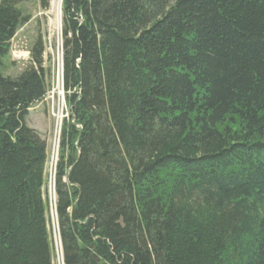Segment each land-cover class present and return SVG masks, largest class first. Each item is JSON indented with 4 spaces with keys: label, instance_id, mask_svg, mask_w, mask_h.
<instances>
[{
    "label": "trees",
    "instance_id": "1",
    "mask_svg": "<svg viewBox=\"0 0 264 264\" xmlns=\"http://www.w3.org/2000/svg\"><path fill=\"white\" fill-rule=\"evenodd\" d=\"M32 1L0 0V264H53L42 39L2 73ZM62 69L63 264H264V0H63Z\"/></svg>",
    "mask_w": 264,
    "mask_h": 264
},
{
    "label": "rangeland",
    "instance_id": "2",
    "mask_svg": "<svg viewBox=\"0 0 264 264\" xmlns=\"http://www.w3.org/2000/svg\"><path fill=\"white\" fill-rule=\"evenodd\" d=\"M57 4L58 0H52L50 9L47 11L40 8L38 0H33L25 6L26 13L31 17V20L18 31L13 39L11 54L5 62L8 73H5L4 70L2 73L4 76H16L23 71L30 64L31 52L35 42L40 38L42 39L45 45L44 68L48 70L47 83L50 90L48 89L49 92L44 103L38 104L32 109L28 126L36 129L48 145L49 160L45 196L50 202L48 219L52 237L53 264H63L55 212L54 176L57 148L59 147L60 122L58 117L69 118L65 115V108H62L61 88L56 89L55 81L52 84L53 79L57 78L59 81L58 72L62 67V3L60 9ZM50 83L53 87L55 85L53 89H51Z\"/></svg>",
    "mask_w": 264,
    "mask_h": 264
},
{
    "label": "built area",
    "instance_id": "3",
    "mask_svg": "<svg viewBox=\"0 0 264 264\" xmlns=\"http://www.w3.org/2000/svg\"><path fill=\"white\" fill-rule=\"evenodd\" d=\"M58 77H59V81L57 80V78L55 80L53 79V81H55L54 84L56 85V89L61 88V92H62V99H61L62 108H65V111H66V114L65 115H67L66 117L69 118L68 109H67L66 101H65V92H64V87H63V69H62V67L60 68V70L58 72ZM53 81H52V84H53ZM55 85H54V87H55ZM54 87L52 86V89ZM63 117L62 116L61 117H58V120L60 122L58 137H59L60 130H61V127H62V123L65 120V118L63 119ZM57 160H58V148H57V159H56V162L55 163H57Z\"/></svg>",
    "mask_w": 264,
    "mask_h": 264
},
{
    "label": "bare ground",
    "instance_id": "4",
    "mask_svg": "<svg viewBox=\"0 0 264 264\" xmlns=\"http://www.w3.org/2000/svg\"><path fill=\"white\" fill-rule=\"evenodd\" d=\"M57 2V1H56ZM55 2V3H56ZM61 3H62V0H58V4H57V7L60 9V6H61Z\"/></svg>",
    "mask_w": 264,
    "mask_h": 264
},
{
    "label": "water",
    "instance_id": "5",
    "mask_svg": "<svg viewBox=\"0 0 264 264\" xmlns=\"http://www.w3.org/2000/svg\"><path fill=\"white\" fill-rule=\"evenodd\" d=\"M97 261V259H95Z\"/></svg>",
    "mask_w": 264,
    "mask_h": 264
}]
</instances>
